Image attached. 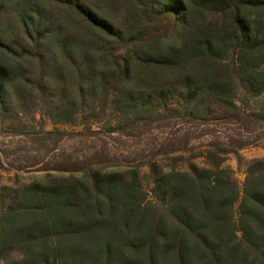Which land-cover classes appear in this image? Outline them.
Segmentation results:
<instances>
[{"label": "trees", "instance_id": "16d2710c", "mask_svg": "<svg viewBox=\"0 0 264 264\" xmlns=\"http://www.w3.org/2000/svg\"><path fill=\"white\" fill-rule=\"evenodd\" d=\"M12 2L0 0L1 115L37 93L70 124L85 102L111 99L123 132L165 120L152 115L171 99L193 119L207 101L234 109L240 90L262 99L249 117L264 122V0H135L139 23L162 26L155 35L120 26L96 0ZM207 159L189 172L150 164V197L135 175L94 171L91 159L58 170L77 179L0 194V264H264V161L240 188Z\"/></svg>", "mask_w": 264, "mask_h": 264}, {"label": "rangeland", "instance_id": "374dc122", "mask_svg": "<svg viewBox=\"0 0 264 264\" xmlns=\"http://www.w3.org/2000/svg\"><path fill=\"white\" fill-rule=\"evenodd\" d=\"M96 1L122 27L137 23L149 35L161 34L163 30L160 24L139 23L138 11L133 8L135 0ZM48 9L54 8L48 6ZM33 99L25 110L12 105L10 112L0 113V194L12 193L35 181L70 176L77 179L83 172L58 170H77L82 168V162L91 159L94 171L117 172L127 179L135 175L150 197L153 187L150 164L162 170L174 168L189 172L191 168L211 166L209 155L218 158L221 167L230 170L241 188L249 165L253 161H264V122L249 117L258 110L262 99L248 100L240 90L234 109L207 101L199 111L202 117L193 119L179 116L181 107L171 99L165 106L156 107L154 112L157 113L152 115H165V120L123 132L116 131V127L127 119L117 117L111 99L104 109L97 103L85 102L84 109H80L74 123L70 124L54 121L37 93H33ZM92 104L97 108L92 113L94 118L88 120L86 116L85 119L82 113ZM233 113L239 119H223ZM49 132L50 135H45ZM223 150L235 151L225 154Z\"/></svg>", "mask_w": 264, "mask_h": 264}]
</instances>
